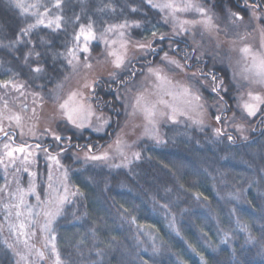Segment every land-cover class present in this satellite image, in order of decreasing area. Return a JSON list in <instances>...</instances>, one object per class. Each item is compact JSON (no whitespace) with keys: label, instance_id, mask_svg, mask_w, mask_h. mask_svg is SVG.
I'll return each mask as SVG.
<instances>
[{"label":"trees","instance_id":"16d2710c","mask_svg":"<svg viewBox=\"0 0 264 264\" xmlns=\"http://www.w3.org/2000/svg\"><path fill=\"white\" fill-rule=\"evenodd\" d=\"M41 1L50 9L49 15L57 12L52 4L54 0ZM109 1L115 11L104 8L106 0H65L60 12L67 21L64 31L40 25L30 33L32 44L26 42V37L25 42L15 48L0 47V81L24 82L40 91L63 83L69 75V56L57 53H66L65 45L72 46L67 34H74L79 23L86 24L89 18L98 33L107 24L139 20L143 26L129 27L126 34L151 41L156 49L155 53L131 59L115 77L96 81L92 100L97 109L110 118L103 132L67 127L63 136L71 137V146L67 141H54L48 134L31 142L50 152L60 151L56 143L63 144L66 149L63 159L76 167L75 186L83 193L66 205L54 225L61 259L65 264H264V109L249 121L253 126L246 139L230 131L217 136L209 126L200 129L169 126L161 137L163 142L141 140L134 150L141 158L135 160L131 155V163L126 167L123 161L117 160L106 164L73 161V153L87 150L85 145L91 144L96 151L115 139L126 116L118 99L119 91L137 81L145 67L157 64L165 52L183 64L192 65L186 68L189 71L203 69L205 73L216 74L218 81L223 79L228 91L219 93L224 104L220 116L223 119L238 113L235 82L228 66L210 57L198 59L187 36L169 40L170 35L160 30L158 34L164 33L166 38L153 39L152 31L148 30L162 25L164 20L162 14L144 0ZM247 2L251 5L257 0ZM203 3L219 15L224 16L231 10L243 18L250 17L245 0H204ZM131 7L138 10L132 12ZM257 11L264 13V0ZM75 15L81 19L73 24L69 18ZM29 23H35L34 17L22 15L15 0H0V41L7 44L15 39L19 28ZM41 37L45 43H41ZM33 47L41 56L37 59L33 55L25 63L24 54ZM90 47L97 55L103 50V43L101 39L93 40ZM185 52L191 57L187 61ZM37 65L44 71L33 74L31 68ZM202 79L213 84L208 77L190 80L209 97L215 92L210 93L201 85ZM11 93V87L0 88V103L8 100ZM211 113L215 116L213 111ZM218 125L223 128L222 123ZM229 135L233 140L228 139ZM14 137L19 141L17 134ZM110 164L121 167H110ZM37 167L39 190L43 193L47 172L43 154L38 156ZM83 174L87 175L86 179ZM5 181L0 165V186H4ZM238 220L247 231L238 225ZM225 232L229 233L226 242ZM4 234L5 230L0 229V264H16L19 259L16 250L5 244V238L12 234Z\"/></svg>","mask_w":264,"mask_h":264},{"label":"snow or ice","instance_id":"6c2138e0","mask_svg":"<svg viewBox=\"0 0 264 264\" xmlns=\"http://www.w3.org/2000/svg\"><path fill=\"white\" fill-rule=\"evenodd\" d=\"M16 7L21 10L22 15H31L35 18V23L26 24L24 27L19 28L16 33V37L13 40H10L7 44H4L3 41H0V47L4 48H15L16 45L24 43V38L27 39V43L32 44L33 42L30 39V33L38 28L40 25H45V27L51 28L54 31H64V24L67 22L65 17L60 14L63 11L62 5L65 3V0H54L53 7L57 10L51 18L47 20L45 24V17L48 16L50 9L41 3V0H34L33 3H25L23 0H15ZM148 6L153 9L158 10L162 14V19L165 23H172V34L167 38L173 40L176 36L182 35L184 33L191 32V29L197 24H200L206 31H211L216 29L219 31L218 25L213 22L212 15H209V9L205 8L201 4L194 3L193 0H144ZM44 7V12L41 13L39 9ZM245 7L252 9L253 19H264V13L260 15L257 14L255 9L261 7V0H257L256 4H248L245 0ZM104 8L109 11H115V8L111 3L105 4ZM31 10V11H30ZM132 12H136L138 9L136 7H131ZM103 11V9H101ZM189 11L197 12L202 19L198 21L181 19V13H187ZM228 16L230 17V22L233 26L238 25L243 21V17L238 12H232L228 10ZM81 17L75 15L74 17L69 18L73 24H76L80 21ZM142 22L139 20L129 21L125 19L121 23L116 24H107L104 28V32L97 36L94 22L89 18L86 24L79 23L78 31H75L72 36V46L67 47L66 53H57V55H66L70 56L71 59H68V64L72 65L75 70L77 66H80L79 53H85L90 55L89 42L97 39H104V34L113 33L118 37L111 41L104 40L106 45H111V50L108 52V55L113 57V64L115 68L120 69L126 63H130L128 56V44L130 41L126 39V29L129 27L141 28ZM155 27V26H153ZM239 35V34H238ZM153 39L164 40L166 38L164 33H159L156 30L151 32ZM262 44L261 50L254 51L251 46L245 45L240 48L243 59L247 63V66L243 69V79L247 81L248 85L259 84L264 86V29H261ZM240 40L246 38L245 35L239 36ZM146 39V38H145ZM41 43H45L43 37L40 38ZM118 45V47H117ZM135 47L141 49L145 53H155L156 49L152 47L151 41L148 42H139L135 43ZM172 47V44H169V48ZM195 51V49H194ZM35 55L37 59L41 56L40 52L29 50L24 54V62L27 63L29 57ZM190 54L185 52L184 59L187 61L190 59ZM162 61L167 62L169 65H174L176 68L181 69L182 71L186 68L192 67V65L187 63H180L179 60L169 57L168 52L164 53V56L161 58ZM199 59V58H198ZM84 69H91L92 64L85 59L82 64ZM33 74H40L44 71V68L40 65H37L34 68H31ZM148 74L156 82V89L158 90V98L156 100H150L145 92H138L135 96V103L132 105V112L129 114L135 116L137 113L143 115L145 120L144 126V135L151 137L157 142H163L160 137V131L158 127V121L160 119L167 118L168 121L176 122L179 116H188V112L185 110V106H192L195 102L196 108H202L203 105L200 103L201 96L199 95L198 90L194 89L190 84H173L169 79L167 73L159 65L155 67H149L147 69ZM115 72L110 73V76L115 77ZM132 75H135L133 71ZM190 79L197 80L201 77H208L213 81L212 91L216 92L218 95L221 91L227 92L228 89L224 84V80H217L216 74L212 72L205 73L203 69H197V71L189 74ZM233 79H235V73L233 74ZM96 81H91L86 83L84 87L94 88ZM15 89L20 91L25 87L23 83L17 84L14 81H0V88ZM34 95H39L35 93ZM79 94L77 92H72L68 95L62 103L59 104L62 115L66 116L68 121L76 125L79 128L84 126V123L79 120L80 113L84 111V105L76 99ZM245 94H241L238 97L237 107L242 109L249 117H254L258 112H261L264 109V95H261L259 92L248 91L246 93L247 99L244 98ZM164 97H170V100L164 99ZM163 106V109L160 106ZM5 107H7V102H5ZM164 109H167L165 111ZM35 113V109H33ZM92 112L89 109L88 115H91ZM191 119V117H189ZM234 118V117H233ZM7 119L9 122L15 121L19 126L22 122V117L19 114H11L7 117L3 115V111H0V134L3 138H6L8 142L3 143L0 148V165H4L5 171H7V164H5V159L10 163H15L17 159L22 158V162L27 164L29 163V158H31V164H35L36 151H43L47 161L53 162L58 169H61V176L56 181H53V174L51 169L48 174V192L47 199L41 200L39 193L36 192V186L33 179H30L29 186L25 189L17 181V187L14 191L9 193V202L2 205L3 209L7 213L5 215V220L7 221V226L10 232L15 234L16 240L23 243L24 248L28 254H31L33 251L32 245L29 244V239L35 236L36 232L33 229L39 228L40 232L44 235V249H48L49 252L54 256L53 264H65L61 259L60 253L56 245V236L55 229L53 224L56 219L63 214V209L66 203L69 202V196H76L77 194L83 195L82 192H79V189L76 191L70 192L67 184L68 179V169L65 168L60 163V154L66 149L63 144L56 143L55 147L59 148L60 151L52 153L48 148H41V145H15L14 134H10V131H5L4 120ZM217 121H220L222 118L220 115L215 117ZM227 119V118H225ZM107 119L103 120V124H107ZM197 123H202V121H195ZM235 127L243 132V125L237 124ZM9 129H11V123H9ZM97 131L101 130L99 127ZM49 135H51L56 142L67 141L69 146L71 142V137H64L55 132H52L50 129L46 130ZM215 134L220 136L223 134L224 130L222 128L214 129ZM21 134H23L21 132ZM34 134V133H33ZM229 140H233L231 135L228 136ZM246 139V137H245ZM77 148L81 147L76 145ZM87 151L85 152V162L91 161H110L114 156H120L123 158V166H127L131 163V160H128L126 156V149L129 147L121 138L117 136L116 140L112 145L108 146V149L103 151L94 152L93 146L91 144L84 146ZM17 154H20L17 156ZM132 158L139 160L141 158L139 152L132 153ZM110 167H121L119 164H110ZM28 169L25 168L24 171ZM20 169H17L19 172ZM30 176L34 178L36 176L35 172H31ZM7 189V184L0 186V193L5 192ZM35 195L37 203L35 205L29 204L27 197L29 195ZM199 198V196L197 197ZM206 199V198H205ZM167 208V205L163 206ZM14 210V212H13ZM15 216V222H13L12 217ZM43 220V223H41ZM238 225L245 231L247 228L239 220L237 221ZM3 228V225L0 224V229ZM229 238V233H224V241L226 242ZM252 237L249 236V240ZM5 244L8 248L12 249L15 252L13 244H9L5 241ZM19 259L16 261V264H20L21 261H26L27 256L15 253ZM35 255L37 259H45V252L41 249H35ZM206 264V262H205Z\"/></svg>","mask_w":264,"mask_h":264},{"label":"rangeland","instance_id":"374dc122","mask_svg":"<svg viewBox=\"0 0 264 264\" xmlns=\"http://www.w3.org/2000/svg\"><path fill=\"white\" fill-rule=\"evenodd\" d=\"M106 1H107L106 4L110 3L109 0ZM23 2L33 3L34 0H23ZM193 2L197 4H201L205 8L209 9V15H212L213 22L216 25H218L219 31H217L216 29H212L211 31H206L200 24H197L195 27L191 29V32L184 33L176 37L187 36L193 48L195 49V53L197 55L196 57H198L199 59L202 60L205 57H210L214 61L228 66L231 71L232 79H233V74L235 73V79L233 80L235 82L236 91L234 96L236 98L235 105L238 113L236 112L232 113L231 115L225 117L227 119L223 118L221 119L222 121L221 120L217 121L215 117L217 115H221L220 113L224 109V104L221 100L220 94L218 95L215 92L209 95L210 99H208L209 97L204 96L201 90L202 88H199L190 80L189 74L194 71H189L188 69L182 71L181 69L176 68L174 65H169L167 62L162 61V59H160V61L157 64L146 66L143 75L137 81H135L134 83H130L129 86H126L125 88L119 91L118 99L122 102L126 115L122 127L118 131L115 139L110 144L94 152L98 153L99 151L108 149V146L114 143L117 136H120V138L127 145H129V147L125 150L126 156L129 160L132 153H134L136 145L141 140H145V139L154 140L151 137L145 136L143 134L144 126H145V120L143 115L137 113L135 116H131L129 114L132 112V105L135 103V96L138 92H145V95L150 100H156L158 98V90L156 89L155 86L156 82L147 72V69L149 67H155L157 65H159L161 68L164 69V71L167 73L169 79L172 81L173 84H190L194 89L198 90L199 95L201 96L200 103L203 105L202 108H196L194 106L195 102H193L192 106H185V110L188 112V116H179L176 122L168 121L167 118L160 119L158 121L160 137L164 135L166 127L169 126H190V127H197L199 129L205 126H209L212 127L214 130L218 128L217 127L219 126L218 124L221 125V123H222L221 126H223L222 129H224V131L234 132L236 135H238L239 138L242 139H245V137L246 138L249 137V133L252 130V126H253L249 121L253 117L247 116L246 113L242 111V109H239L237 107V104L239 102L238 97L241 94H245L244 98L247 99L246 93L248 91L259 92L261 95H264V86H261L259 84L248 85L247 81L243 79V69L247 66V63H250V61L246 62L243 59L242 54L240 52V48H242L245 45H249L254 51L261 50V44H262L261 29H264V23H262V19H258V20L253 19L252 9H250V17L248 18L244 17L242 22H240L236 26H233L232 23L230 22V17L228 16V13L224 16L219 15L218 13L214 12L209 5L203 3L204 0H193ZM41 3L44 4L43 1H41ZM52 4H54V2ZM39 11L43 13L44 9ZM255 11L257 12L258 15L261 14V12L257 11V9H255ZM179 15L181 19H186V20L198 21L202 19V17L195 11H189L187 13H181ZM51 17L52 15L49 14L47 17H45V24H47V20ZM154 26L155 27H153L152 30H148V31L163 30L167 33V35L172 34V23L170 21L167 23L164 22L160 26L159 25H154ZM66 32L69 33V31ZM103 32L104 30L101 33H98L96 31L97 36H100ZM240 35H245L246 38L244 40H240L239 38ZM67 36L70 37L69 38L70 41L72 39L73 34L69 33L67 34ZM114 39H118V37L113 33L104 34V39H101V42L103 43V50L97 55L92 53L90 42L93 41H90L89 42V48L91 50L90 55L82 52L79 53L80 66H77V68L74 70L72 65H70L71 71L69 72V75L66 76L63 83L56 84V86L52 88H48L46 91H40L35 89L33 90L24 82H16L17 84L23 83L25 87L20 91L12 89V93L9 95L8 100L0 103V111H3V115L5 117L11 114H19L22 117V122L19 126L15 121L9 122L7 119L4 120L3 126L5 128V131H10V134H14V135L17 134L19 136V141H15V145L17 146L21 144L33 145L31 144V142L41 138V136L44 134H48V132L46 131L48 129L61 136L65 134L64 131L65 128L67 127L76 130L90 129L97 133H101L106 129L110 118L106 112L97 109V107L95 106L92 100V91L94 88H86L84 87V85L91 81H97L100 78L112 77L110 76V73L115 72L116 74L124 70L125 65L120 69L115 68L112 62L114 58L108 55V52L111 50L112 46L110 44L106 45L104 43V40L111 41ZM126 39L130 41V43L128 44L129 60L137 59L140 58L141 56H145L148 54L142 51L141 49L135 47V43L137 41L139 42H147V41L131 38L127 34H126ZM80 54H82L83 56H81ZM169 57L177 59L172 54H169ZM68 58L71 59L70 56ZM86 58L92 64L91 69H84L82 67V64ZM180 63L183 64V62L181 61ZM200 82L201 85L205 86L210 91V93L213 92L212 91L213 84H210L208 80L202 79L200 80ZM72 92H77L79 94L76 97V99L84 105V111H82L79 116V120L84 123V126L82 128H79L76 125L72 124L70 121H68L67 117L62 115L61 110L59 108V104L62 103L65 99H67L68 95ZM35 93H39V95L38 96L34 95ZM164 99L170 100L171 98L164 97ZM5 102H7V107H5ZM160 107L163 109L162 105ZM33 109H35V113H33ZM89 109L92 112L91 115H88ZM164 110L167 111V109ZM212 111L215 113L214 114L215 116L212 115L211 113ZM189 117H191V119ZM104 119H107L108 121L107 124H103ZM195 121H202V123H197ZM9 123H11V129H9ZM237 124L243 125V132H241L235 127V125ZM98 127L101 130L97 131L96 129ZM21 132L23 134H21ZM49 136L52 137L51 135ZM6 142H8L7 139L3 138L2 134H0V146H2L3 143ZM0 150H2V148H0ZM86 151L87 150L74 152L72 156L73 161L81 162L84 164H89V163L106 164V163H111L114 160L123 161L122 157L114 156V158L111 159L110 161L89 160L85 162ZM40 154H43L45 158L44 152L37 150L35 156V161H36L35 164H31L30 162L31 158H29V163L27 164L22 162V158L17 159L15 163H10L6 158L5 164H7V171H5L4 165H1L3 172H5V178H6L5 184H7V189L5 192L0 193V208H1L0 211H2V216H0V224L3 225L2 229L5 230L4 235L9 236L10 233L12 234L11 237L5 238L8 241V243L14 245V248L17 253L27 256V260L21 261L20 264H53V260H54V256L49 252V250L44 249L45 234H42L39 228L33 229L36 232V234L35 236L29 239V244L34 247L31 254L27 253L23 243L17 241L15 234L9 231L7 226V221L5 220V215L7 213L2 207L4 203L9 202V193L16 189L17 181L22 187L26 189L29 186L30 179H33L36 186V192L39 193L40 199L41 200L47 199L49 170L51 169L52 171L53 181H56L58 178H60L62 170L58 169L53 162L46 160L47 172L44 178L45 186L43 189V193H41L38 184V167H37L38 156ZM19 155L20 154H17V156ZM63 155L64 152H61L59 157L60 163L65 168L68 169L67 184L69 187V191L73 192L77 190L74 181V174L77 173V170L76 167L66 164V162L63 159ZM25 168H27L28 170L24 171ZM17 169H20V171L17 172ZM31 172L36 173V176L34 178L30 176ZM86 177L87 175L83 174V178L86 179ZM74 197L75 196H69V202L65 204L64 209L66 205H68L73 200ZM27 200L29 204L35 205L37 203L34 194L29 195L27 197ZM59 218L60 216L56 219V221ZM12 220L13 222H15L14 215L12 217ZM41 223H43V220H41ZM55 223L53 224V228ZM55 236H56L55 242L57 245L56 233ZM35 249L43 250L45 252V259L43 260L37 259L35 255Z\"/></svg>","mask_w":264,"mask_h":264}]
</instances>
